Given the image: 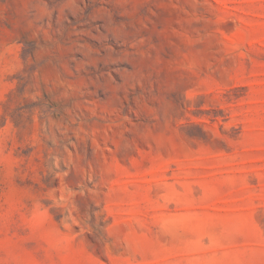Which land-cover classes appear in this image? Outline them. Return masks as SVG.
Returning a JSON list of instances; mask_svg holds the SVG:
<instances>
[{"label":"rangeland","instance_id":"obj_1","mask_svg":"<svg viewBox=\"0 0 264 264\" xmlns=\"http://www.w3.org/2000/svg\"><path fill=\"white\" fill-rule=\"evenodd\" d=\"M0 264H264V0H0Z\"/></svg>","mask_w":264,"mask_h":264}]
</instances>
